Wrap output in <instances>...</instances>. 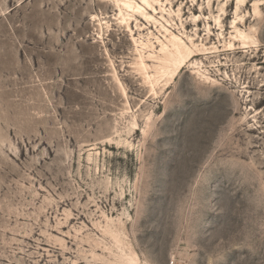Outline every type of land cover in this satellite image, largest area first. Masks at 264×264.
Here are the masks:
<instances>
[{
  "label": "rangeland",
  "instance_id": "374dc122",
  "mask_svg": "<svg viewBox=\"0 0 264 264\" xmlns=\"http://www.w3.org/2000/svg\"><path fill=\"white\" fill-rule=\"evenodd\" d=\"M98 1L0 0V264H264V3L225 50L236 0H171L220 52L154 94Z\"/></svg>",
  "mask_w": 264,
  "mask_h": 264
},
{
  "label": "bare ground",
  "instance_id": "6f19581e",
  "mask_svg": "<svg viewBox=\"0 0 264 264\" xmlns=\"http://www.w3.org/2000/svg\"><path fill=\"white\" fill-rule=\"evenodd\" d=\"M99 1L104 5H113L116 8L115 10L117 13L115 14V20H117L120 25L126 27L135 46L134 53L136 58L133 63L134 68L142 77L143 81L149 85L150 90L154 94H157L158 90H162L174 81L176 76L187 64H192L198 73H204L206 71V69H204L205 63L203 60L198 59V56L220 52L219 45L214 44L212 47H208L203 40L199 42V40L194 38L193 35L186 32V28L182 21V9L178 8L175 10L171 0H165V2L170 3L169 7L165 5L164 0ZM229 1L231 0H228L226 5H228ZM208 2L210 3V0ZM263 3V0H254L253 3V15L258 19L262 15L261 7L263 6ZM246 6H248V0H236V17L232 22L233 33L230 35V40H223V47L226 48L225 50H233L237 44L246 48L253 45L257 46L260 43V40L256 35L257 29L255 27L249 26L248 28H244L247 18L242 12ZM225 9L223 5L219 10L224 11ZM103 14H106L105 17H101L98 13L93 15L94 20L98 21L97 25L100 28L98 34L100 37H102L104 33H102V31L105 25L109 29V21L106 20L108 13L106 12ZM202 15L203 14L196 16V14H193V21H195V23L197 21L199 22ZM174 16L179 17L181 20V27L183 30L180 29L179 32H176L174 28V26H177V23H174ZM213 17L217 22V26L221 29L220 35L225 38L221 15ZM141 20H143V23H141ZM133 21L135 22V28L137 31H135L132 26ZM240 23H243V26H240ZM196 26H198V24H196ZM206 27L208 30L207 35L210 37V35L213 34V30L209 21L207 22ZM145 30H147V33H145ZM155 30H157V33ZM195 35L199 36L198 32H196ZM221 40H219V42L222 43L223 41ZM112 69L114 80L118 83V86H120L119 88L125 92L118 70L114 64H112ZM111 230H109V232L116 239L120 251L118 259H123L122 261L126 259L128 262L133 261V256L125 252L119 235H117V233L115 235V231L112 233L113 230Z\"/></svg>",
  "mask_w": 264,
  "mask_h": 264
}]
</instances>
